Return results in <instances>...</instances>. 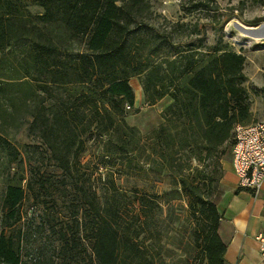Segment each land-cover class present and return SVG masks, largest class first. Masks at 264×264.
Returning <instances> with one entry per match:
<instances>
[{
    "label": "trees",
    "instance_id": "1",
    "mask_svg": "<svg viewBox=\"0 0 264 264\" xmlns=\"http://www.w3.org/2000/svg\"><path fill=\"white\" fill-rule=\"evenodd\" d=\"M27 1L42 10L31 12ZM210 1L215 0L181 5L191 13ZM148 10L147 0H0V176L18 157L7 129L21 125L28 115L29 131L42 140L62 171L61 180L77 194L79 204L70 218L76 221V231L80 226L88 231L92 261L165 264L159 250L146 252L147 238H139L143 222L121 218L117 192L100 202L95 190L78 179L84 134L103 139L104 158L130 157L143 149L123 130H133L125 122V108L134 104L128 80L137 76L147 104L164 96L172 100L150 136L157 157L152 167L168 172L172 184L156 199H162L167 218H173L170 199L175 193L182 197L184 218L189 214L194 219L187 240L199 247L204 264H225L217 203L224 193L219 188L224 163L231 161L233 126L251 116L245 55L228 49L220 38L213 45L200 39L179 46L170 38L171 29L158 32L148 26ZM47 25L61 27L69 39L80 38L84 50H62L49 30L41 28ZM186 25L176 23L172 31ZM195 26L191 33H197ZM14 174L7 173L0 190V264H28L23 258L27 233L16 224L25 188L23 176ZM140 202L144 217L153 218L143 210L148 200ZM59 237L60 264H86L76 233L61 229Z\"/></svg>",
    "mask_w": 264,
    "mask_h": 264
},
{
    "label": "rangeland",
    "instance_id": "2",
    "mask_svg": "<svg viewBox=\"0 0 264 264\" xmlns=\"http://www.w3.org/2000/svg\"><path fill=\"white\" fill-rule=\"evenodd\" d=\"M147 1L149 10L144 18L145 22L153 31L171 29L170 38L179 46H185L189 42L200 43V39L203 44L213 45L220 38L228 49L245 55L244 72L247 80L244 85L248 91L251 112L247 123L264 120V0H215L191 13H187L181 5L188 0ZM27 5L31 12L42 10L40 6L29 1ZM181 22L187 24L184 29L173 32L172 27ZM194 24L197 33L190 31ZM41 28L49 30L62 46V50L68 49L73 53L84 50L81 39L67 38L61 27L47 25ZM249 29L253 31L248 32ZM253 33H260V40L255 38ZM128 82L134 92V104L125 108V122L133 130L125 126L123 130L127 138L143 144V149L140 153L132 151L130 157L104 158L101 156L103 139L95 134H84L83 150L78 156V179L85 186L95 190L100 202H103L105 196L118 193L121 218L123 216L127 223L131 220L136 223L143 222L139 238H147L146 252L159 250L165 264H204L202 254L198 253L199 247L187 240L194 219L189 214L188 218H184L187 206L183 198L175 193L170 199V204H173L175 209L173 218H167L166 204L162 199H156L169 190L172 184L168 172L152 167V158L157 157L152 153L150 142L153 138L150 136L164 121L163 110L172 100L169 96H164L149 105L144 101L139 77H130ZM32 104L33 102H30V105ZM24 118L21 125L7 129L6 136L18 150V157L10 166L2 169L3 175L0 176V190L7 173L10 176L15 173L16 178L18 175L23 176L21 184L25 188V196L20 206L22 217L16 223L28 237L27 242L24 241L23 258L28 264H60L59 230L66 229L68 234L72 231L76 233L78 247L85 249L81 252L83 262L95 264L91 257L88 231L85 233L81 226L76 231V221L70 218L74 205L79 204L77 194L70 183L61 180L62 171L49 157L42 140L29 131L30 116L25 115ZM196 164V161L192 160V165ZM224 166L226 171L220 178L219 188L223 192L228 187L230 189L220 201L233 200L237 191L238 198L244 199L240 191L242 189L234 191L236 183H232L234 186L229 184L230 180L235 179L230 161L225 162ZM139 198L148 200L143 210L154 214L153 218L144 217ZM159 244L162 247H159ZM26 251L28 253H25Z\"/></svg>",
    "mask_w": 264,
    "mask_h": 264
},
{
    "label": "crops",
    "instance_id": "3",
    "mask_svg": "<svg viewBox=\"0 0 264 264\" xmlns=\"http://www.w3.org/2000/svg\"><path fill=\"white\" fill-rule=\"evenodd\" d=\"M230 180L236 191L243 193L244 199H239L238 192L233 200L222 202V196L230 189L228 187L220 197L217 208L222 217L219 223V234L226 242L225 264H264V254L260 250L257 235L264 237V184L255 195L249 189L239 188L237 178ZM232 190V189H231ZM230 194V192H229Z\"/></svg>",
    "mask_w": 264,
    "mask_h": 264
},
{
    "label": "built area",
    "instance_id": "4",
    "mask_svg": "<svg viewBox=\"0 0 264 264\" xmlns=\"http://www.w3.org/2000/svg\"><path fill=\"white\" fill-rule=\"evenodd\" d=\"M232 131L234 140L230 163L237 186L256 195L264 184V120L235 123ZM256 238L264 254V237L257 235Z\"/></svg>",
    "mask_w": 264,
    "mask_h": 264
},
{
    "label": "bare ground",
    "instance_id": "5",
    "mask_svg": "<svg viewBox=\"0 0 264 264\" xmlns=\"http://www.w3.org/2000/svg\"><path fill=\"white\" fill-rule=\"evenodd\" d=\"M250 31H253V30H250V29H249L248 32H250ZM253 35H254V37L257 38L258 40H260L259 38H261V36H262V35H260V33H255V34L253 33Z\"/></svg>",
    "mask_w": 264,
    "mask_h": 264
}]
</instances>
